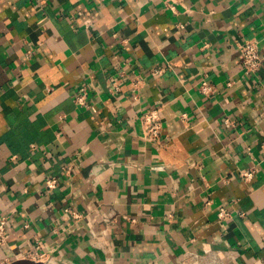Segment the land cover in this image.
Instances as JSON below:
<instances>
[{
    "label": "crops",
    "instance_id": "crops-1",
    "mask_svg": "<svg viewBox=\"0 0 264 264\" xmlns=\"http://www.w3.org/2000/svg\"><path fill=\"white\" fill-rule=\"evenodd\" d=\"M248 40L264 52V0H0V264H264V63L244 73Z\"/></svg>",
    "mask_w": 264,
    "mask_h": 264
},
{
    "label": "built area",
    "instance_id": "built-area-1",
    "mask_svg": "<svg viewBox=\"0 0 264 264\" xmlns=\"http://www.w3.org/2000/svg\"><path fill=\"white\" fill-rule=\"evenodd\" d=\"M118 1H123V0H118ZM240 51H241V65L244 73L246 75H252L260 70L264 63V52L260 49L258 45L257 40H248L245 41L240 45ZM165 72L164 67H159L151 70V74L155 77H158L162 75ZM229 85L231 82L228 83ZM116 90H119L120 87L119 85H115ZM201 91L206 94H211L215 92V87L213 86L212 83H210L207 80H203L201 87ZM76 101L79 103V105H85L87 104V92L85 88L81 90V93H79L76 96ZM163 119L164 116L162 114L161 109H148L144 111L141 115V122L143 124L144 128V139L147 141L155 144V145H162L163 140H162V127H163ZM225 123L227 126H230L233 124V121L229 118L225 119ZM67 172H69V168L66 169ZM255 175V170L254 169H249L246 171H243L240 173V176L242 179L245 181H250L254 178ZM60 184V179L57 175H49L47 176L45 180V188L48 192L53 191L56 189ZM218 215L221 219L228 218L230 215L229 210L226 207L220 208L218 211ZM5 224H6V219L5 217L0 216V241H4L5 239ZM48 258H50L48 256ZM47 258V259H48Z\"/></svg>",
    "mask_w": 264,
    "mask_h": 264
},
{
    "label": "water",
    "instance_id": "water-1",
    "mask_svg": "<svg viewBox=\"0 0 264 264\" xmlns=\"http://www.w3.org/2000/svg\"><path fill=\"white\" fill-rule=\"evenodd\" d=\"M7 264H50L47 261L32 258H19L15 259Z\"/></svg>",
    "mask_w": 264,
    "mask_h": 264
},
{
    "label": "rangeland",
    "instance_id": "rangeland-1",
    "mask_svg": "<svg viewBox=\"0 0 264 264\" xmlns=\"http://www.w3.org/2000/svg\"><path fill=\"white\" fill-rule=\"evenodd\" d=\"M203 264H224V263L221 262L220 258L216 259L210 256L206 259V261L203 262Z\"/></svg>",
    "mask_w": 264,
    "mask_h": 264
},
{
    "label": "bare ground",
    "instance_id": "bare-ground-1",
    "mask_svg": "<svg viewBox=\"0 0 264 264\" xmlns=\"http://www.w3.org/2000/svg\"><path fill=\"white\" fill-rule=\"evenodd\" d=\"M54 259V258H53ZM54 262V261H53Z\"/></svg>",
    "mask_w": 264,
    "mask_h": 264
}]
</instances>
